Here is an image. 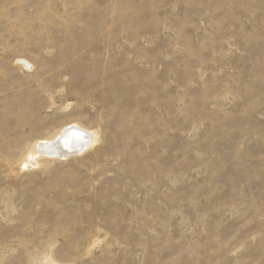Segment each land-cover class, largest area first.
I'll return each instance as SVG.
<instances>
[{
  "label": "rangeland",
  "instance_id": "rangeland-1",
  "mask_svg": "<svg viewBox=\"0 0 264 264\" xmlns=\"http://www.w3.org/2000/svg\"><path fill=\"white\" fill-rule=\"evenodd\" d=\"M0 264H264V0H0Z\"/></svg>",
  "mask_w": 264,
  "mask_h": 264
},
{
  "label": "bare ground",
  "instance_id": "bare-ground-1",
  "mask_svg": "<svg viewBox=\"0 0 264 264\" xmlns=\"http://www.w3.org/2000/svg\"><path fill=\"white\" fill-rule=\"evenodd\" d=\"M20 64L22 67H25V68L31 66L28 62H26L24 60H22V62ZM124 77L127 81L128 80L127 76H124ZM124 77H122V79ZM122 79H119L117 83L122 84L125 81L124 79L123 80ZM104 84H105V81H104ZM104 89L107 90L106 92H103L104 101L109 100V94L116 93V91H115L116 89L112 88V87L110 88V86H106V87H104ZM125 119L126 118H124V120ZM110 137H112V136H110ZM114 138L115 137H113L112 140ZM115 139H117V138H115ZM120 140L121 139L118 138L117 141H120ZM114 141H116V140H114ZM99 142H100V138L98 136V132H96L95 130L90 129V128H86V127H84L78 123L66 124V125L62 126L60 129H58L57 131L56 130H55V132L53 131V134H51L47 138L37 140L33 145H31L30 148L27 150L29 152H28V155H27L25 162L27 164H30V165L37 167L42 159L43 160L53 159V160H58V161L59 160H68L69 158H71L73 156L75 157V156L83 155L84 153H86L87 151L92 150V149H97V151H98V149L99 150L102 149V148H100L102 145L99 147V144H98ZM102 144H103V142H102ZM143 146H145V145H143ZM127 164H130V161L128 159H126L124 156L117 159V164H116L115 168L113 167L114 172H116V176L113 179H114V182L118 181L122 185H124L127 189H129L132 186L137 185L138 184L137 181H135L133 179L130 180L129 179L131 177L130 176V177H128L129 182L122 183L123 178L127 177V173H126V177H125V175H123L122 173H120L118 171L119 169L122 170L125 167V165H127ZM122 176H123V178H122ZM113 179L111 181H113ZM156 197H157V195H156ZM119 200H120V198H119ZM110 201L112 202L114 200H110ZM111 202L108 203V207H113V204ZM113 203H115V201ZM115 206H123V203L122 202L116 203ZM157 206H160V205H157ZM128 221H130V220H128Z\"/></svg>",
  "mask_w": 264,
  "mask_h": 264
}]
</instances>
